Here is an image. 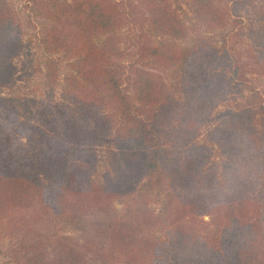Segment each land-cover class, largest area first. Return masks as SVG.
Wrapping results in <instances>:
<instances>
[{
	"label": "trees",
	"instance_id": "obj_1",
	"mask_svg": "<svg viewBox=\"0 0 264 264\" xmlns=\"http://www.w3.org/2000/svg\"><path fill=\"white\" fill-rule=\"evenodd\" d=\"M28 1L51 21L45 42L73 60L77 79L65 93L72 108L34 123L0 95L9 264H264V90L249 77L264 72V0H183L186 19L170 0ZM249 4L254 50L206 34ZM1 21L0 88L15 75L20 39ZM97 146L114 160L105 182ZM123 199L121 213L89 220L84 237L61 233L60 223ZM154 205L157 213L145 207Z\"/></svg>",
	"mask_w": 264,
	"mask_h": 264
},
{
	"label": "rangeland",
	"instance_id": "obj_2",
	"mask_svg": "<svg viewBox=\"0 0 264 264\" xmlns=\"http://www.w3.org/2000/svg\"><path fill=\"white\" fill-rule=\"evenodd\" d=\"M170 1L186 19L188 10L183 0ZM254 1H256L254 6H257L260 0ZM237 15L241 16L232 17V21L225 28L206 32V34L212 35L219 45L227 43L246 55L250 50L255 49L250 29L253 25H257L256 17L250 4ZM3 19L14 22L20 39L12 50V53L16 51L12 59L15 75L12 82L0 88V95L20 109L21 115L33 123L39 121L47 113L57 115L62 104L72 108V102L65 93L70 78L77 79V76L72 67L73 60L63 53L52 52L45 42L46 32L50 31L51 21L46 16H42L38 8L28 0H0V23ZM6 29H9V26L0 27V32H5ZM134 29L136 27L132 26V31ZM120 33L121 35L129 33L128 27L123 28ZM107 36L98 39V43H102ZM249 77H253L257 88L264 90V72H262V76L253 74ZM225 105L226 101L221 103L215 112L223 109ZM74 109L76 110L77 107ZM62 118L65 119V116ZM206 132L204 127L200 129L198 141H205ZM210 146L213 159L219 160L218 147L215 144ZM108 147L109 145L106 148ZM94 153L97 159L95 171L97 179L105 182L115 177L114 160L109 151L97 146ZM124 201L125 199L115 200L114 208L107 209L106 212L99 215L90 216L87 221L81 224L60 223L61 233L76 238L84 237L89 229V220L98 222L121 213L124 209ZM127 201L131 203V199L127 198ZM145 202L141 203L145 204ZM141 203L139 202V204ZM145 207L154 213L159 211L157 205ZM204 219L209 221L210 218L205 216ZM0 264H9L7 254L1 251Z\"/></svg>",
	"mask_w": 264,
	"mask_h": 264
}]
</instances>
